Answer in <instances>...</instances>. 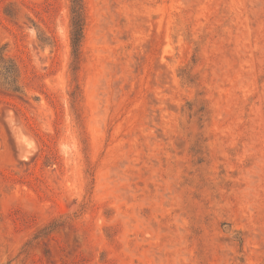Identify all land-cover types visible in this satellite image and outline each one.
<instances>
[{
  "label": "rangeland",
  "instance_id": "374dc122",
  "mask_svg": "<svg viewBox=\"0 0 264 264\" xmlns=\"http://www.w3.org/2000/svg\"><path fill=\"white\" fill-rule=\"evenodd\" d=\"M69 6L0 0V264H264V0Z\"/></svg>",
  "mask_w": 264,
  "mask_h": 264
},
{
  "label": "trees",
  "instance_id": "16d2710c",
  "mask_svg": "<svg viewBox=\"0 0 264 264\" xmlns=\"http://www.w3.org/2000/svg\"><path fill=\"white\" fill-rule=\"evenodd\" d=\"M70 45L71 64L70 68L75 71L80 60V47L83 38L84 12L83 0H70Z\"/></svg>",
  "mask_w": 264,
  "mask_h": 264
},
{
  "label": "bare ground",
  "instance_id": "6f19581e",
  "mask_svg": "<svg viewBox=\"0 0 264 264\" xmlns=\"http://www.w3.org/2000/svg\"><path fill=\"white\" fill-rule=\"evenodd\" d=\"M161 81V80H160ZM161 83V82H160Z\"/></svg>",
  "mask_w": 264,
  "mask_h": 264
}]
</instances>
